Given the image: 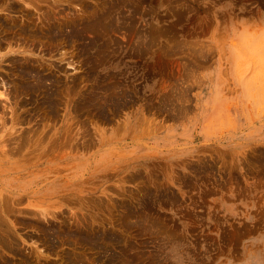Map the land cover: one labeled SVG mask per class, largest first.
I'll return each mask as SVG.
<instances>
[{
    "label": "rangeland",
    "instance_id": "374dc122",
    "mask_svg": "<svg viewBox=\"0 0 264 264\" xmlns=\"http://www.w3.org/2000/svg\"><path fill=\"white\" fill-rule=\"evenodd\" d=\"M112 1L0 0V264H264V0Z\"/></svg>",
    "mask_w": 264,
    "mask_h": 264
},
{
    "label": "bare ground",
    "instance_id": "6f19581e",
    "mask_svg": "<svg viewBox=\"0 0 264 264\" xmlns=\"http://www.w3.org/2000/svg\"><path fill=\"white\" fill-rule=\"evenodd\" d=\"M110 1V0H108ZM116 1V0H115ZM115 1H112V3H114ZM135 0H121L118 2H115L114 4H112L110 2V5L105 4L106 8H103L104 11L101 12V10L99 11V13L96 12V14L94 15V17L92 18V20L90 21V26H92L91 28H101V26H103V28H108V30H113L115 28H133L136 27V21L139 20L138 18V14H137V3L134 2ZM128 6H127V5ZM123 7L125 8L124 11L122 12V14H119V11H122ZM128 7V8H127ZM142 10V9H141ZM149 10V9H148ZM144 11V10H143ZM142 11V12H143ZM146 14V13H144ZM120 15V16H119ZM140 17H142L140 15ZM145 17V16H144ZM143 21H147L142 19ZM140 23V22H139ZM144 23V22H143ZM148 23V22H147ZM138 24V23H137ZM141 24V23H140ZM139 24V25H140ZM60 24H55L52 25L51 27H48V35L51 37V39H57L60 35H61V30L60 28H62L61 26H59ZM69 26V25H68ZM148 28H151L150 25H148ZM70 27V26H69ZM74 27V26H73ZM72 27V28H73ZM142 27V25L140 26ZM4 28V27H3ZM28 28V27H27ZM78 28V27H77ZM90 28V27H89ZM145 28V27H144ZM153 28V27H152ZM22 31H25V29H22ZM69 37V36H67ZM91 46V45H90ZM91 49V47H90ZM110 54V53H109ZM104 55V54H103ZM105 57V55H104ZM103 57V58H104ZM10 58V57H9ZM106 58V57H105ZM104 58V59H105ZM12 59V58H11ZM27 61V60H26ZM104 61V60H103ZM14 62V61H13ZM12 62V63H13ZM101 62V61H100ZM107 62V60H106ZM16 63V61H15ZM14 63V64H15ZM97 63V62H96ZM102 63V62H101ZM23 64V62H22ZM106 64V63H105ZM12 65V64H11ZM16 65V64H15ZM19 66L18 69L16 71L18 74V77L20 78L21 82H22V87L23 88H28L31 89L34 86H40L42 87V85H40L41 83H43L44 81H46V78L38 75L35 70H33V68L31 67V65H27V66H21V64L17 65ZM100 66V65H99ZM98 67V66H97ZM107 67V66H106ZM17 68V67H16ZM14 71V70H13ZM94 72V71H93ZM92 73V72H91ZM48 80V79H47ZM25 81V83H23ZM27 82V83H26ZM111 82V81H110ZM32 85H30V84ZM53 83V81H52ZM59 83V82H58ZM112 83V82H111ZM17 84V83H16ZM27 84V85H24ZM52 85V84H51ZM17 87V86H16ZM51 87V86H50ZM13 89V88H12ZM34 89V88H33ZM50 89V88H49ZM73 90V88H72ZM45 91V90H44ZM50 91V90H49ZM52 91L54 92V90L52 89ZM48 92V91H46ZM35 93V92H34ZM49 96L51 94L52 97L53 94L48 93ZM4 95V94H3ZM47 96V102L51 103L53 101V98L50 96ZM2 97V96H1ZM9 101V100H8ZM7 101V102H8ZM55 107V105H53L50 108ZM56 109V108H55ZM53 110V109H52ZM17 140V139H16Z\"/></svg>",
    "mask_w": 264,
    "mask_h": 264
}]
</instances>
